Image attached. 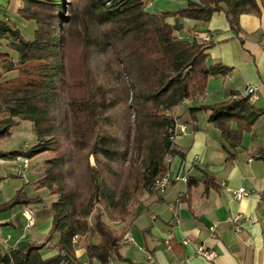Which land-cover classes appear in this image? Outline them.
I'll list each match as a JSON object with an SVG mask.
<instances>
[{
    "label": "trees",
    "instance_id": "obj_1",
    "mask_svg": "<svg viewBox=\"0 0 264 264\" xmlns=\"http://www.w3.org/2000/svg\"><path fill=\"white\" fill-rule=\"evenodd\" d=\"M215 12H223L239 33L240 15L260 16L261 7L257 0H187L184 8L149 13L143 0H115L110 6L103 0H21L18 15L35 23L31 40L0 20V46L6 48L0 51V76L16 72L0 81V142L18 121H30L34 144L11 155L47 153L35 188L56 196L44 239L7 252L0 248V264H82L73 238L94 235L98 241L86 244L85 264L112 259L136 264L120 254L124 231L117 234L104 216L125 221L141 195L154 192L152 183L168 170V157H184L172 142L175 119L169 111L203 96L208 78L231 68L207 65V43L174 33L180 18L207 22ZM169 17L174 24L166 22ZM95 53L101 57L97 74ZM198 111L209 113L208 121L229 148L237 147L242 132L264 114L238 92L190 109ZM202 173L205 181L213 180ZM41 203V197L19 190L0 204V214ZM54 234L58 252L43 258L40 251Z\"/></svg>",
    "mask_w": 264,
    "mask_h": 264
},
{
    "label": "crops",
    "instance_id": "obj_2",
    "mask_svg": "<svg viewBox=\"0 0 264 264\" xmlns=\"http://www.w3.org/2000/svg\"><path fill=\"white\" fill-rule=\"evenodd\" d=\"M143 2L149 13L175 11L187 5V0ZM257 2L261 15L241 14L239 33L231 30L223 12L213 13L207 22L179 19L181 27L174 33L178 39L191 41L196 38L201 42L203 35H209L206 64H222L231 70L225 75L210 76L203 96L185 100L169 111L175 119L172 142L184 157H168V170L172 176L178 174L181 179L173 180L162 193H143L123 222L104 216L117 234L124 231L123 237L128 239L122 238L120 254L136 264H264V159L259 157L264 153V114L250 131L242 132L237 147L229 148L221 140L219 130L208 121V112H190L201 105L226 101L232 92L244 95L247 86L255 87L256 98L250 104L264 109V8L259 0ZM20 7L21 0H0V20L15 25L25 39L31 40L35 23L18 15ZM166 22L174 24L175 18L169 17ZM5 50L4 45L0 46V51ZM10 53L15 56L14 52ZM15 75V71L2 73L0 81ZM20 123L18 121L11 128L9 138L14 130L21 129L12 130ZM236 127V122H231V130ZM30 131V142L4 147L0 144V152L4 154L0 155V204L10 200L19 190L29 198L39 196L46 203L17 205L0 214V248L3 252L28 241L41 242L51 227L49 205L56 196L49 195L44 188H35L48 154L29 158L30 166L24 172L18 169L15 155H11L34 144L33 125ZM229 153L233 154L230 160L227 159ZM202 171L213 180L202 179ZM238 187L248 189L249 195L237 200L233 192ZM24 208L33 211L31 227L25 225ZM235 214L241 216L237 221L238 230L227 221ZM58 237L54 234L49 245L41 249L43 258L57 254L54 245ZM97 241L96 235L77 237L75 255L82 264L86 263V244ZM201 244L215 251L213 260L196 254L195 249ZM92 264L99 263L93 260ZM108 264L126 263L112 259Z\"/></svg>",
    "mask_w": 264,
    "mask_h": 264
},
{
    "label": "built area",
    "instance_id": "obj_3",
    "mask_svg": "<svg viewBox=\"0 0 264 264\" xmlns=\"http://www.w3.org/2000/svg\"><path fill=\"white\" fill-rule=\"evenodd\" d=\"M115 0H103L104 4L106 6H110L113 4ZM211 37L209 35H203L201 37V42L208 43L210 41ZM255 87L254 86H247L245 90L244 96H247L249 102L254 101L256 98V95L254 94ZM17 160V167L21 172H24L27 168L30 166V159L28 157L18 155L16 157ZM168 161V159H167ZM181 179L178 174L175 176H172L169 170H166V172L161 176L156 178L152 183V188L154 191L162 193L166 190V188L171 184L173 180ZM182 180H185V178H182ZM249 190L244 187H238L236 190H234L233 195L237 200H241L242 198H245L249 195ZM22 214L25 217L26 221V227H31L34 224V214L33 211L29 208H24L22 210ZM240 214H235L232 216H229L227 218V221H229L233 228L238 230L239 226L237 224V221L240 219ZM77 237L73 238V242H75ZM128 238L126 236L123 237V240H127ZM166 244L168 246V241H166ZM195 252L197 255L205 258L206 260H213L216 257V253L214 250L207 248L203 244L198 245L195 249ZM150 259V257H149Z\"/></svg>",
    "mask_w": 264,
    "mask_h": 264
},
{
    "label": "rangeland",
    "instance_id": "obj_4",
    "mask_svg": "<svg viewBox=\"0 0 264 264\" xmlns=\"http://www.w3.org/2000/svg\"><path fill=\"white\" fill-rule=\"evenodd\" d=\"M262 8H264V7H262ZM23 32H25V30H23ZM100 61H101V57L99 55H97V53H95L94 56H93L92 65H93L94 72L96 74H97V71H98L99 66H100ZM31 127H32V123L30 121L21 120L20 125L18 127H14L12 130L17 129V128H21V129L14 130L12 138L11 137L10 138L7 137V138L3 139L0 142V144L4 147V146H8V145H10L12 143H16V144L19 143V145H22V143L24 141H29L30 142L31 141V136H30V134H31L30 128ZM91 163H92V160H91ZM52 196H55V195H52ZM43 201L46 203L45 200H43Z\"/></svg>",
    "mask_w": 264,
    "mask_h": 264
}]
</instances>
